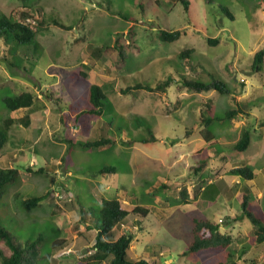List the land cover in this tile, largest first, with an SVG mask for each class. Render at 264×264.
<instances>
[{
	"label": "rangeland",
	"instance_id": "1",
	"mask_svg": "<svg viewBox=\"0 0 264 264\" xmlns=\"http://www.w3.org/2000/svg\"><path fill=\"white\" fill-rule=\"evenodd\" d=\"M189 3L187 12L178 0H0V13L36 26L35 38L28 43L16 46L12 36L7 41L0 37V124L4 116L19 117L0 149V167L14 166L20 171L15 181L0 192V224L21 242L40 237L37 248L42 257L37 264H85L93 259L96 231L78 230L74 218L82 212L85 218H92L93 225L100 226L99 197L104 185L101 182L93 190L84 178H100L97 169L103 165L105 171L107 166H114L116 172L139 170V162L146 158L140 151L142 143H137L136 148L127 147L113 134H120L121 129L128 136L134 132L147 135L149 124L156 139L144 144L154 150L149 158L154 170L145 173L144 180L137 176L138 183L134 185L118 174L104 179L112 186L124 183L137 198L144 191L150 192L144 193L146 202H152L153 193H167L154 205L147 203L150 214H137L142 229L134 232L135 239L128 249L130 257L145 258L153 264H215L227 258L234 264H264V241H256L250 220L241 216L237 191L243 184L229 172L231 167L243 164L262 170L261 176L257 171L254 182L250 181L253 192L249 205L264 222V151L260 146L264 140V125L260 124L264 120V64L260 71L250 67L253 52L264 46V0ZM160 29H181V35L174 41H163L158 37ZM208 36L217 37L218 42L209 44ZM117 40L124 44L119 61ZM190 47L192 53L181 58L179 52ZM79 69L87 79L71 72ZM53 73L56 76L52 77ZM169 75L166 94L145 88L123 94L114 85L105 88L109 99L105 110L111 107L105 120L112 126L105 125L104 135L111 139L115 136L112 146L105 150L81 145L77 135L72 134L69 114L63 115L57 107H70L71 89L76 97L84 95L83 88L91 77L126 87L137 82L155 84L158 78ZM183 77L222 79L232 92L190 90L176 99V86ZM245 87L250 88L245 91ZM23 90L40 94L49 113H45L46 107L31 113L26 108L7 110L2 98ZM231 94L247 113L214 124L219 125L216 132L223 139L215 155L210 153L213 147L196 152L200 143L189 147L184 127H191L193 132L194 126H200V113L213 114L208 107L217 116L234 107ZM85 98L79 97V103ZM65 101L70 104L65 105ZM136 117L143 121H134ZM243 120L250 126L252 139L245 150H234L232 141L244 125ZM83 132L94 138L88 128ZM60 159L62 164H56ZM203 161L202 169L195 170L194 165ZM38 167L44 171L34 172ZM164 176L168 178L164 182L167 187L160 185ZM190 185V196L182 198L180 190ZM201 185L206 189L198 198ZM110 192H105L106 197ZM36 195L43 196L36 205L21 204L23 198ZM229 213H233V219L228 218ZM193 217L214 221L223 217L220 225L231 232L232 243L224 249L182 254L192 237ZM56 239L62 242L53 248ZM107 263L108 258L100 264Z\"/></svg>",
	"mask_w": 264,
	"mask_h": 264
},
{
	"label": "trees",
	"instance_id": "2",
	"mask_svg": "<svg viewBox=\"0 0 264 264\" xmlns=\"http://www.w3.org/2000/svg\"><path fill=\"white\" fill-rule=\"evenodd\" d=\"M183 5V8L188 12L189 11V0H178ZM29 13V12H28ZM226 13L232 17V13L226 10ZM24 16L26 13L23 12ZM33 18V17H32ZM61 26L69 27L68 25L60 24ZM36 26L28 24L22 20L12 19L9 15L0 13V37H4L6 41L10 36L18 44L28 43L35 38L36 35ZM181 35V29H160L158 37L163 41H174L178 39ZM209 44H216L218 42L217 37H207ZM117 49L118 61L123 58V47L124 44L121 40L115 42ZM193 47L185 48L179 52L181 58L188 57L192 53ZM10 65H15L14 62H10ZM264 64V46L255 50L252 56V61L250 67L253 71H260L263 69ZM171 81V76H167L157 82L155 86L143 83H135L125 88H121V92H128L135 88H145L146 90H160L166 87ZM181 86L194 90L197 92L208 91V90H217L221 93H230L232 92L231 88L226 84L222 79L211 78L209 80H196L183 77L181 81ZM107 86L91 84L88 92L89 108L87 111L93 113H101L103 100L107 102L106 92L104 91ZM235 106L232 108L226 109L224 114L217 116L214 114L207 104L209 113L204 115L202 114L201 122L203 124H209L213 120H225L232 118L234 115L240 112L244 108V105L241 106L239 101L233 97ZM34 99V93L30 90H23L19 93L13 95L4 96L2 98V103L5 108L9 111L16 110L19 107L29 106L32 104ZM105 102V103H106ZM241 106V107H240ZM136 117L134 121H143V118L138 120ZM0 124V149L3 147L4 143L8 139V130L15 123V120L11 116L1 118ZM25 123H28V117L25 119ZM147 124V123H146ZM260 124L264 125V120ZM149 136H139L136 138H131L125 141V143L131 144L134 141L149 142L154 141L156 137L154 136L152 130L148 126ZM251 140V129L248 126H243L240 130V135L238 139L232 144V149L234 150H245L250 144ZM113 140L110 137H100L94 140H84L80 141L81 145L92 147L103 144H111ZM202 163L194 166L195 170L200 169ZM112 166H107V171H114ZM27 169L32 170L31 167ZM105 167L101 169L104 171ZM44 171L43 168L38 167L34 172ZM229 172L234 175H238L243 180L252 179L254 176L253 167L250 164L236 165L229 169ZM20 175V171L17 167H0V192L4 187L15 181V179ZM162 187H167L168 184L162 183ZM180 195L182 198L187 197V189L183 187L180 190ZM42 195L31 196L23 198L20 202L25 207H32L36 205L41 199ZM238 200L241 207V216H246L252 226L256 236L257 242L264 241V222L263 220L254 213V211L249 207V187L244 186L242 191L238 194ZM136 212L146 214L148 212L147 208L136 206L134 207ZM127 214V210L122 208L120 202L117 198H103L100 203L99 208V229L96 231L93 242V253L92 260H86L85 264H100L104 259L108 258L107 264H153L145 258L134 259L128 254V249L131 241L133 240L134 233L131 231H126L121 233L119 236L115 237L113 232V227ZM81 218L84 219L85 215L81 212ZM192 237L190 241L186 244L185 249L182 251V254H187L189 252H199L203 249H224L227 248L232 243V235L223 232L219 228V224L207 217L204 218H194V224L192 226ZM40 237L34 240H25L21 242L18 240L15 235L4 226L0 224V241L2 246H0V264H37V261L42 257L38 251V243ZM62 242V239H56L52 243V247L55 248L58 244ZM230 252L228 251L227 256ZM215 264H234L233 260L228 261V258L225 260H218Z\"/></svg>",
	"mask_w": 264,
	"mask_h": 264
},
{
	"label": "crops",
	"instance_id": "3",
	"mask_svg": "<svg viewBox=\"0 0 264 264\" xmlns=\"http://www.w3.org/2000/svg\"><path fill=\"white\" fill-rule=\"evenodd\" d=\"M71 72H74L75 75H79V76L87 79V77H85L87 75L85 74V72H83L82 69H79V71H77V72L76 71H71ZM51 76L52 77L56 76V73L51 74ZM89 79L91 80L90 83H88V85H86L85 88H83L82 94H84V95H78L76 97L75 93L71 89V95H72V97H71V105H70V107L69 106H61V105L60 106H57V107L60 108V111H61L60 113H63V115L69 114V118L72 121L70 123V127L73 130L72 134L75 133L77 135V140L78 141H84L86 139H88V140L98 139V138H96L97 137L96 136L97 133H101L100 134L101 136H99V137H105V135H104V133H105V125H108V127H111L112 126L111 123L109 125V123L105 120V115L110 114V108H111V107H109L108 110H105V99L103 100V106H102L101 113H93V112L87 111V109L90 106L89 100H88V92H89L90 85L93 84V83L98 84V85L110 84V87H112L114 85V88L115 89H118L120 92H121V90H120L121 88H125V87L119 86L117 83L114 84V83L109 82V81H106V82L105 81H96V79H93L92 77L89 78ZM161 79H163V78L162 77L158 78L155 81L156 82L155 84L154 83H148V84L151 85V86H155L157 84V82L159 80H161ZM72 83L74 85L75 84V80L72 81ZM137 83H139V82H137ZM131 85H133V84H131ZM127 86H130V85H127ZM167 86L164 87L163 89H160V90H146V91H149V92H157L160 95L161 94H166L167 93V88H168ZM248 88H250V87H245V91H248ZM138 89L141 90V89H144V88H138ZM176 89H177V91H176L177 98L176 99H179V98L183 97L184 95L187 94L186 92L190 91L189 89L181 86L180 83L177 84ZM30 91H32V90H30ZM32 92L34 93V99H33L32 104L29 105V106H24V107H19V108H26L29 111V113H31V112H33V111H35L37 109H42V108L45 109V107H46L45 106V101H43V99L41 98V95L35 93L34 91H32ZM121 93L125 94L124 92H121ZM231 95H233V94H231ZM82 96H85L86 98H85V101L82 104H80L78 98L79 97H82ZM106 96H107V92H106ZM56 99H58V98H56ZM106 99H107V101L109 100L108 97ZM61 101H62V98H61L60 101H58V104H60ZM209 102L210 101H207L205 105H207ZM239 103L241 104V102H239ZM36 104H38L39 107ZM64 104L65 105H68L70 103L69 102L67 103V101H65ZM19 108H17V109H19ZM46 108L48 109L45 112L47 114V113H49L50 108H48V107H46ZM243 113H247V110L245 108H243L242 110H240V112L237 113L236 115H234L233 117L239 118V116L241 114H243ZM155 115H158V114L155 113ZM201 117H202V114L200 113V118H199V124H200V126L199 127H195L194 126V130L192 129L193 132H191L190 131L191 127L188 128L189 126L186 125L184 127V132L183 133L189 134V138H188V146L189 147L190 146H194V145L200 143V145H198L200 147H197V149H195L196 152L203 151V149L205 147H213L212 148L213 150L210 151V153L213 154V155H215L214 151H217L218 150L217 148L219 146V143H222L223 142V139H221L219 137L220 135H218L217 132H216V129L219 127V125H217V124L214 125V124L217 121H224V120H213L211 123L205 125V124H203L201 122ZM18 118L19 117H17V118L16 117H13V119L15 121L18 120ZM171 118H173V117H171ZM185 120H184V116H182V121H185ZM24 122H25V120H24ZM45 122H46V119H45ZM136 122H139L140 123L141 121H136ZM244 122L245 121L243 120V123ZM74 123H76V124H74ZM136 124H137L136 126L139 125L138 123H136ZM149 126H150V129H151L152 125L149 124ZM243 126H247L246 123H244ZM85 127H86V129L87 128L89 129L90 133L94 136V138H89L90 136H86L84 134L83 131L85 130ZM208 127H213V129L211 128V129L208 130ZM248 127H250V126L248 125ZM58 128L59 127H57V128L55 127V129H58ZM241 128H240V130H241ZM129 129H130V127H129ZM240 130L238 132V135H237L236 139L232 141L233 143L238 139V137L240 135ZM129 131H132V130L130 129ZM113 135H115L118 139H120V141L123 144L128 145L127 147L136 148L135 146H136L137 143H142V144H140V146H142V147H140L141 148L140 151L144 154V156H146V158L143 159V161H140L139 162V163H141V168H139V170L130 171V169L127 170V168H126L124 170H121L119 172H116L117 171L116 168L114 166H112L111 168L114 171H105V169H104V171H101V169L103 167H105L103 165L101 168L97 169V172L99 173L100 178L97 175H96V178H84V180H86L92 186V189L93 190H95L99 186V184H101V182L103 183V185H104L103 190L104 191L101 192V196L100 197L98 196L99 197V200H100L99 203H101V200L103 198H113L114 197V198H117L119 200L121 207L127 210V214L113 227V232L115 234V237H117L121 233L126 232V231H131V232L134 233L136 231V229L141 230L142 229L141 228L142 225H139L138 224L137 214H139L141 216H147L148 214H150L149 213V212H151L150 206L147 203H150V205H151L152 203H155L156 202L155 200H158L161 196H163V195H165L167 193H165V192L164 193H161V192L153 193L154 194V198H153L152 202H146V201H144V199L147 198V196L144 193H150V192H145L144 191V193H143L142 190H141V192L144 195L142 196V193H141V197L137 198L135 194L133 196L131 195L133 193H131L130 190H127V188L125 187L126 185H124V183L123 184L122 183H119L116 186H112V184L109 181L104 180L105 179V176H107L109 178V177H112V175H114V174H118L121 177L125 176L127 178V182H128L129 185L130 184H133L134 185V184L138 183L137 176H139L142 180H144V178L146 177L145 173H147V175H148V171H151V169L154 170L152 168V162L149 161V158H152L153 157L150 153H151V151H154V150L150 149L151 147H145V144L149 145V143L151 141H149V142H142V141L136 140V141H134L131 144L125 143V141H127L128 139H131V138H136V137H139V136H146V137H148L149 136L148 133H147V135H145V134H141L140 132H134V134H131V136H128V133H126V132L123 133V131H121V129H120V134L117 135L116 133H114ZM198 135H200L201 137L200 138L199 137L197 138ZM115 136H112L113 137L112 138L113 141H114ZM261 143L262 144L260 146H263V148L261 149V151H264V140ZM111 144H103V145H98V146H94V147L99 148L101 150H105L106 148H109V146H112ZM155 156H158V155L155 154ZM207 156H209V155L207 154L204 157L206 158ZM55 162L58 165H61L62 164V160L61 159L60 160H57ZM194 166H196V165H194ZM77 169L78 170H82V168H79V167H77ZM200 169H202V166L200 167ZM255 169L256 168L253 167L254 176H253L252 179L243 180L238 175H236V177L238 178V180L235 179L239 184H243V186L240 185L241 190L240 191H237L238 194L242 191V189L244 188V186H248L249 187V199H250V193L253 192V187L251 186L250 181H253L254 182V179H255V176L257 174V171H259L257 169L255 170ZM173 171H175V170H173ZM261 171L262 170L260 169V171H259L260 176H261V173H260ZM129 172L131 174H128ZM175 172H179V170L176 169ZM67 173L70 174L71 171L68 170ZM105 173H107V174H105ZM172 175L174 176V172H173ZM167 179L168 178H165V176L162 177V180L160 181V185L162 183L166 182ZM142 180L139 182L140 184H141ZM197 181H199V180H197ZM191 185L193 186L194 183H191ZM191 185H190V187H187V196L188 195L190 196V193H191ZM213 188H215V186ZM205 189H206V186L201 185V187L199 189V192L196 194V196L198 198H201V196L204 195ZM108 191H111V192H110L109 196L106 197L105 192L108 193ZM127 192H129V193H127ZM219 192H221V189L220 188H219ZM128 195H130V196H128ZM152 205H154V204H152ZM248 205H249V202H248ZM136 206H140V207L147 208L148 209V212L146 214H142L140 212H136L135 209H134V207H136ZM154 207L157 208L158 206H154ZM249 207L251 209H253L250 205H249ZM240 212H241V209H240ZM229 214H231V213H229ZM232 214L230 216H228V218L233 219V217H232L233 215ZM76 217L77 218L76 219L74 218V220L76 221V223L79 224L78 230H81L82 231V230H85V229L88 228L91 231H97L99 229V227H97L96 224H94L95 225V227H94L92 218H90V217L87 218L86 217V218L82 219L81 216H80V214H78ZM220 218H223V217H219L217 219V221H215V222H217L219 224L220 230L223 231V232H227V233L231 234V232L225 231L226 228H224V227H222L220 225V223H221V222H219V219ZM80 220H82V221L85 220V222H79ZM192 220L194 222V217L192 218ZM221 228H223V229H221ZM228 228L230 229V226ZM117 231L118 232L121 231V232L118 234ZM134 239H135V237H133V240ZM132 241H131V243H132ZM131 243H130V245H131ZM128 254H129V252H128ZM134 259H138V258H134Z\"/></svg>",
	"mask_w": 264,
	"mask_h": 264
},
{
	"label": "built area",
	"instance_id": "4",
	"mask_svg": "<svg viewBox=\"0 0 264 264\" xmlns=\"http://www.w3.org/2000/svg\"><path fill=\"white\" fill-rule=\"evenodd\" d=\"M243 80V79H242ZM219 222H222V218L219 219Z\"/></svg>",
	"mask_w": 264,
	"mask_h": 264
}]
</instances>
